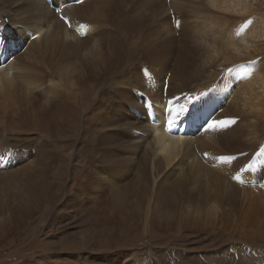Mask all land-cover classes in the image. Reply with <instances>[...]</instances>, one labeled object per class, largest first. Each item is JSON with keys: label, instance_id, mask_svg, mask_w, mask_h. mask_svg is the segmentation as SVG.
<instances>
[{"label": "bare ground", "instance_id": "bare-ground-1", "mask_svg": "<svg viewBox=\"0 0 264 264\" xmlns=\"http://www.w3.org/2000/svg\"><path fill=\"white\" fill-rule=\"evenodd\" d=\"M261 148L264 0H0V246L39 210L52 224L62 199L95 214L83 232L61 226L84 243L99 222L110 240L139 228L157 242L192 231L261 238L249 227L264 216L248 214L264 209ZM80 152L102 165L80 169ZM126 156L147 159L133 174ZM157 244L151 260L129 246L133 262L185 260L179 243Z\"/></svg>", "mask_w": 264, "mask_h": 264}, {"label": "rangeland", "instance_id": "rangeland-1", "mask_svg": "<svg viewBox=\"0 0 264 264\" xmlns=\"http://www.w3.org/2000/svg\"><path fill=\"white\" fill-rule=\"evenodd\" d=\"M211 80L212 77L209 74H203L199 78L200 83ZM63 138L64 136L61 134L57 142L62 148L65 146ZM252 153L253 151L247 152L244 158H247ZM146 159V156H142L138 160H135V162H131L136 163L137 166L132 170L133 174H136L138 168L146 163ZM76 160L77 164L80 165V169H83L85 165L99 167L103 163L101 158L97 156L89 158L84 152H80ZM121 160L120 163L123 168L131 164L129 162V156L122 157ZM12 190L13 189H10V191L7 192H11ZM70 193V186H68L67 193L65 194L68 200L70 199ZM83 193L87 195L86 193L88 192L85 190ZM112 198H116V193L112 194ZM13 203L14 199L8 201L7 204L10 205ZM65 206L67 205L63 203V199L58 202L57 205L55 204L53 221L49 226L45 225L42 227L41 225H44V223L40 224L44 209L36 212L35 217L37 218V224L32 222L28 224L27 221V224L23 227L22 234L18 235L19 240L17 243L15 241H7L0 246V264H24L28 262L33 264H135L137 262L134 261V263L133 260L136 254L132 253L131 246L140 251L143 248L147 249L146 257L151 260L152 255L149 256V253L151 252L150 248L154 245L152 246L150 244L153 243H158L157 245L169 243L170 247H174L173 243H179V248L186 258L185 260L179 261L177 264H264V220L260 221L258 219V217L264 216V209L261 211L251 208L248 213L254 220L262 222H253L249 227V229H252L258 236H261V238L254 240H248L246 237L239 239L238 234L228 231H219L217 233L192 231L182 234L183 237L188 236V238L177 239V237L170 238L169 236L163 235L162 237L164 238L161 239L160 242H157L153 241L151 238L148 240L139 238L143 234L142 228L135 230L134 234L126 232V237L120 236L119 238L117 237L110 240L107 237V227L101 222H96V225L101 230H95L97 234L90 233L89 230L88 241L84 243V239L72 237L68 232H64V228L61 226L64 223H70L76 225L75 230L83 232L82 230L89 229V225L86 223L87 219L89 216L95 217V214H91L86 210L89 206L86 207L82 204L80 206L73 205L72 207H67V210ZM35 225H37L36 229L34 228ZM134 235L139 236L134 237ZM236 240H238V242ZM67 241L73 242V244H67ZM74 243H76V245ZM185 245L191 247V252H187L183 248L186 247ZM162 248L165 249L164 247L158 249ZM115 251L117 253H127V257L122 262H111L105 258L108 257L111 252L116 253ZM171 251L173 250L170 249L169 252ZM153 253L157 254L156 251ZM194 256L198 257V259L188 260V257ZM161 258L163 259V254ZM163 264L170 263L163 261Z\"/></svg>", "mask_w": 264, "mask_h": 264}, {"label": "snow or ice", "instance_id": "snow-or-ice-1", "mask_svg": "<svg viewBox=\"0 0 264 264\" xmlns=\"http://www.w3.org/2000/svg\"><path fill=\"white\" fill-rule=\"evenodd\" d=\"M77 2H82V0H77ZM251 20H248L245 25L243 26L244 28H246L249 24H251ZM176 26L179 27L180 21L176 20L175 21ZM80 28L84 29L85 31L87 30V25H81ZM239 34V33H238ZM173 121H169V123L171 124ZM235 123L234 120H214L211 123L208 124V129H216V128H225L228 125ZM261 152H264V148H261ZM240 155H246V153H240ZM219 159H221L223 162H231L235 159H237L236 156H224V157H219ZM241 171H243V169H241ZM236 179H239V176L235 177Z\"/></svg>", "mask_w": 264, "mask_h": 264}]
</instances>
